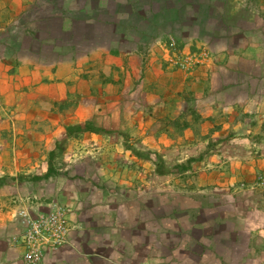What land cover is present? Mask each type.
I'll return each mask as SVG.
<instances>
[{
	"label": "crops",
	"instance_id": "obj_1",
	"mask_svg": "<svg viewBox=\"0 0 264 264\" xmlns=\"http://www.w3.org/2000/svg\"><path fill=\"white\" fill-rule=\"evenodd\" d=\"M32 197L40 264H264V0H0V264Z\"/></svg>",
	"mask_w": 264,
	"mask_h": 264
},
{
	"label": "built area",
	"instance_id": "obj_2",
	"mask_svg": "<svg viewBox=\"0 0 264 264\" xmlns=\"http://www.w3.org/2000/svg\"><path fill=\"white\" fill-rule=\"evenodd\" d=\"M176 44L174 39L170 48ZM204 53L185 57L168 52L166 63L173 69L191 73L201 65ZM12 218L20 228L19 232L10 236V245L22 250L24 264H40L47 253L58 250L68 244V235L74 230L71 221V210L63 206L59 198L44 201L39 197L16 200Z\"/></svg>",
	"mask_w": 264,
	"mask_h": 264
},
{
	"label": "rangeland",
	"instance_id": "obj_3",
	"mask_svg": "<svg viewBox=\"0 0 264 264\" xmlns=\"http://www.w3.org/2000/svg\"><path fill=\"white\" fill-rule=\"evenodd\" d=\"M262 258V257H261ZM261 261H263V258H262V260Z\"/></svg>",
	"mask_w": 264,
	"mask_h": 264
},
{
	"label": "trees",
	"instance_id": "obj_4",
	"mask_svg": "<svg viewBox=\"0 0 264 264\" xmlns=\"http://www.w3.org/2000/svg\"><path fill=\"white\" fill-rule=\"evenodd\" d=\"M50 173H51V171H50Z\"/></svg>",
	"mask_w": 264,
	"mask_h": 264
}]
</instances>
